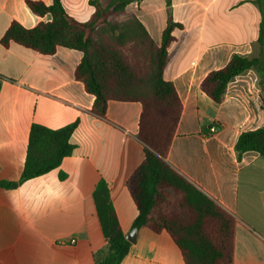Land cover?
<instances>
[{
	"label": "crops",
	"instance_id": "1",
	"mask_svg": "<svg viewBox=\"0 0 264 264\" xmlns=\"http://www.w3.org/2000/svg\"><path fill=\"white\" fill-rule=\"evenodd\" d=\"M25 1L0 0V182L21 178L32 124L79 125L71 137L75 150L59 168L15 189L0 188V264H95L93 254L107 245L93 201L100 181L109 186L125 237L134 229L138 211L126 182L144 160L142 106L110 101L99 118L92 112L95 97L74 76L82 53L59 48L45 56L16 44L3 47L12 22L31 29L51 20ZM90 1L63 0V6L86 23L95 11ZM255 1L144 0L126 9L156 44L170 19L183 26L174 31L165 69L183 105L166 161L235 217L234 264H264V157L246 152L239 159L236 151L242 133L264 128V100L254 70L228 85L221 104L201 83L235 54L260 55L264 0L262 12ZM214 124L219 130L211 136ZM130 244L121 264H185L166 231L140 229Z\"/></svg>",
	"mask_w": 264,
	"mask_h": 264
},
{
	"label": "trees",
	"instance_id": "2",
	"mask_svg": "<svg viewBox=\"0 0 264 264\" xmlns=\"http://www.w3.org/2000/svg\"><path fill=\"white\" fill-rule=\"evenodd\" d=\"M51 1L47 5L26 0L31 12L42 18L49 15L51 20L31 29L12 22L1 38L2 46L16 44L45 56L54 55L59 48L82 53L74 76L95 97L92 112L99 118H105L110 101L139 102L142 112L138 138L144 145V160L126 182L138 211L133 228L166 231L185 264H234L235 217L166 161L183 105L174 84L166 80L165 69L169 48L176 41L174 31L183 26L170 19L161 43L156 44L136 17L122 24L112 22L125 14L131 3L144 0H91L95 11L86 23L68 14L63 0ZM254 4L262 12L263 0ZM259 44L258 57L235 54L225 67L208 73L201 83L203 93L221 104L228 85L251 70L259 76V88L264 89V38L259 39ZM78 125L77 120L53 130L32 124L21 178L17 182H0V188L15 189L59 168L75 150L71 137ZM236 151L239 159L246 152L264 157V128L242 133ZM93 201L107 241L104 249L93 254L94 263L121 264L131 244L123 233L104 180L96 186Z\"/></svg>",
	"mask_w": 264,
	"mask_h": 264
},
{
	"label": "water",
	"instance_id": "3",
	"mask_svg": "<svg viewBox=\"0 0 264 264\" xmlns=\"http://www.w3.org/2000/svg\"><path fill=\"white\" fill-rule=\"evenodd\" d=\"M261 96L264 100V89L261 90ZM138 229L134 228L129 235L126 236V239L129 243H135V238L137 234Z\"/></svg>",
	"mask_w": 264,
	"mask_h": 264
},
{
	"label": "rangeland",
	"instance_id": "4",
	"mask_svg": "<svg viewBox=\"0 0 264 264\" xmlns=\"http://www.w3.org/2000/svg\"><path fill=\"white\" fill-rule=\"evenodd\" d=\"M131 17H133V16H131V15L125 13L124 15H121V16H118V17L112 19V22L115 23V24H122V23H124L125 21H127L128 19H130ZM256 74H257V73H256ZM257 76H258V75H257ZM258 79H259V76H258Z\"/></svg>",
	"mask_w": 264,
	"mask_h": 264
},
{
	"label": "built area",
	"instance_id": "5",
	"mask_svg": "<svg viewBox=\"0 0 264 264\" xmlns=\"http://www.w3.org/2000/svg\"><path fill=\"white\" fill-rule=\"evenodd\" d=\"M218 130H219L218 125L214 124V125H212V126L209 128V133H210V135L212 136V135H215V134L218 132Z\"/></svg>",
	"mask_w": 264,
	"mask_h": 264
}]
</instances>
